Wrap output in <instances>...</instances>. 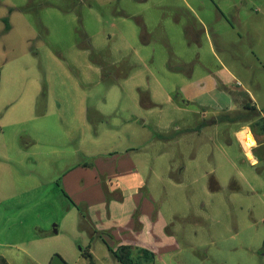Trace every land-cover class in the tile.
I'll list each match as a JSON object with an SVG mask.
<instances>
[{"label": "rangeland", "instance_id": "obj_1", "mask_svg": "<svg viewBox=\"0 0 264 264\" xmlns=\"http://www.w3.org/2000/svg\"><path fill=\"white\" fill-rule=\"evenodd\" d=\"M249 1L0 0V264H105L164 221L202 248L172 264H264V12L227 10Z\"/></svg>", "mask_w": 264, "mask_h": 264}, {"label": "crops", "instance_id": "obj_2", "mask_svg": "<svg viewBox=\"0 0 264 264\" xmlns=\"http://www.w3.org/2000/svg\"><path fill=\"white\" fill-rule=\"evenodd\" d=\"M190 11L196 16V18L200 21L201 24H204V20L196 13L195 9H193L192 7H189ZM244 10V12H240V10ZM228 12L234 16V23H239L240 22V16L242 14H251V12L255 11V12H264V0H256L255 2L253 1H249L247 3H243V6L241 3H232L229 5V8H227ZM219 15H221L219 17V19H223V13L221 11V8H219ZM227 21L229 22V24L233 27V23H232V17H231V22L227 19ZM234 28V27H233ZM223 68V72L227 74V76H230L232 79H235V76L233 75V72L226 67L225 65L222 66ZM209 78L212 79V81L214 82L213 84H211L210 89L212 90H218V88L220 87V85H224V83L221 80V77L219 75H217V73L215 72H210L209 74ZM199 83V84H198ZM198 83H194L193 81L190 80V82H188L186 85H184L180 90L181 93L186 96V99L192 100L194 101V87L198 86V85H203L205 84V81L201 80ZM152 95V92H151ZM153 100V99H152ZM254 99L252 97H249L248 102L246 104H249L252 108L257 109L258 111V107L254 104ZM152 106V104L150 105ZM242 135H244V137L249 141V145L250 148L248 150V152H251V149L254 150V152L259 148V146L256 144L255 146L252 145L249 137H248V133H243ZM241 147H245L244 143H243V139L239 141ZM246 148V147H245ZM250 157V154H247ZM163 220V218H162ZM158 222V221H157ZM166 226L164 228L160 226L159 228L156 230L153 229L148 233V236L145 238H143L142 241H136V242H122V243H118L116 245V248H114V251H116L120 246H134V247H139V248H143V249H147L151 252H153L155 254V264H172L170 261L171 259L169 257L171 256H176L178 255L183 256V257H189L190 261L191 260H197L196 255H197V249H202L201 248V244L195 242L194 240L190 239V238H181L179 236L178 233H175L174 231H169L168 230V225L169 222H165ZM164 226V225H163ZM183 239V240H182ZM182 240V241H180ZM156 246V247H155ZM155 247V250H154ZM153 248V249H151ZM156 249L158 252H156ZM109 253L111 255H113L112 250L109 248ZM160 250V251H159ZM182 250H184L182 252ZM155 251V252H154ZM181 252L183 253L181 255ZM90 253L92 254L93 258L94 254L90 251ZM105 264H120L117 260H113V261H109L106 262Z\"/></svg>", "mask_w": 264, "mask_h": 264}, {"label": "trees", "instance_id": "obj_3", "mask_svg": "<svg viewBox=\"0 0 264 264\" xmlns=\"http://www.w3.org/2000/svg\"><path fill=\"white\" fill-rule=\"evenodd\" d=\"M7 27L9 29V26ZM112 253L120 264H155V254L147 249L133 250L131 246H120L116 251L112 250ZM85 257L90 259V264H93L92 254Z\"/></svg>", "mask_w": 264, "mask_h": 264}, {"label": "water", "instance_id": "obj_4", "mask_svg": "<svg viewBox=\"0 0 264 264\" xmlns=\"http://www.w3.org/2000/svg\"><path fill=\"white\" fill-rule=\"evenodd\" d=\"M57 232H58L57 228L55 227V233H57ZM51 264H68V263L61 256L55 255L53 257Z\"/></svg>", "mask_w": 264, "mask_h": 264}, {"label": "bare ground", "instance_id": "obj_5", "mask_svg": "<svg viewBox=\"0 0 264 264\" xmlns=\"http://www.w3.org/2000/svg\"><path fill=\"white\" fill-rule=\"evenodd\" d=\"M242 138H243V143H244V145H245V147L247 148V149H249L250 148V145H249V141L244 137V135H242ZM240 141V140H239ZM244 151H246V150H244ZM249 152L247 151V154H248ZM249 160H250V158H249ZM253 164V163H252ZM255 164V163H254Z\"/></svg>", "mask_w": 264, "mask_h": 264}, {"label": "built area", "instance_id": "obj_6", "mask_svg": "<svg viewBox=\"0 0 264 264\" xmlns=\"http://www.w3.org/2000/svg\"><path fill=\"white\" fill-rule=\"evenodd\" d=\"M263 117H264V114H263Z\"/></svg>", "mask_w": 264, "mask_h": 264}]
</instances>
